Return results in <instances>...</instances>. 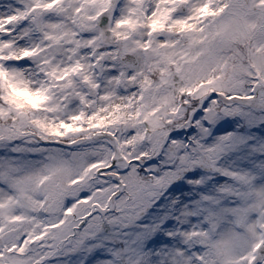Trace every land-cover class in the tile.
Wrapping results in <instances>:
<instances>
[{
    "label": "snow or ice",
    "instance_id": "snow-or-ice-1",
    "mask_svg": "<svg viewBox=\"0 0 264 264\" xmlns=\"http://www.w3.org/2000/svg\"><path fill=\"white\" fill-rule=\"evenodd\" d=\"M0 264H264V0H0Z\"/></svg>",
    "mask_w": 264,
    "mask_h": 264
}]
</instances>
